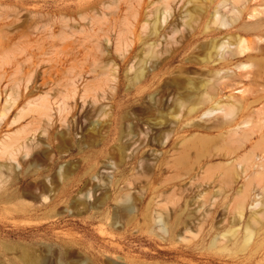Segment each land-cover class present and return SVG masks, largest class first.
Listing matches in <instances>:
<instances>
[{
	"label": "rangeland",
	"instance_id": "374dc122",
	"mask_svg": "<svg viewBox=\"0 0 264 264\" xmlns=\"http://www.w3.org/2000/svg\"><path fill=\"white\" fill-rule=\"evenodd\" d=\"M181 1L166 8L163 0H0V264L262 263L248 253L264 252V196L256 191L264 184L246 183L248 176L235 183L223 168L264 149L258 134L237 150L225 128L230 118L263 122L264 53L237 72L255 84L242 77L225 90L213 74L227 68L200 62L209 38L167 64L224 0ZM193 2L205 9L199 22ZM242 4L226 0L220 17L240 11L245 28L264 20V0ZM164 14L172 16L167 23ZM155 17L164 30L129 55L132 32L148 33ZM251 32L231 35L259 38L255 46L264 49V22ZM148 45L152 57L142 51ZM141 70L142 82L130 86ZM186 71L192 102L179 110L170 87ZM241 98L257 101L227 118L225 108L214 109ZM188 124L194 129L173 135ZM246 228L252 234L242 251Z\"/></svg>",
	"mask_w": 264,
	"mask_h": 264
},
{
	"label": "bare ground",
	"instance_id": "6f19581e",
	"mask_svg": "<svg viewBox=\"0 0 264 264\" xmlns=\"http://www.w3.org/2000/svg\"><path fill=\"white\" fill-rule=\"evenodd\" d=\"M164 1V6L167 8L168 7V0H163ZM180 2H182L181 0H179ZM226 0L222 1L221 3L219 2L214 9L212 10V12L210 13V16L208 18V20L206 22H204L203 24H201L199 26H197V28H193L191 30V32L193 33L186 41V44L184 46H182L179 50H176L174 53V56L170 57L167 60V64L174 62L175 59L178 57V54L182 51H187L188 48L191 46V44L199 42L201 39L203 38H209L211 39V42L208 43L207 45H200L199 49L201 50L202 53H204L205 55V59L201 60V63L206 62V64H211L212 67L214 68H227V72H225L224 75H220L218 73H214L213 76L215 78L216 83H218V85L221 86L222 90L228 89V88H237L241 85V83L243 82V78L244 79H248L250 84H255L256 80L254 77L248 78L246 76L243 75H238L237 72L240 70H245L248 67H251L252 65V61L257 58L258 55L263 54L264 53V49H259L255 46L254 42H258L259 40L257 39V41H248L245 37H242L240 35H231L232 33L236 32L237 30H239V32L243 33V34H250L252 33V30H259V28L262 26V23L264 22V20H251V23H249V25H247L249 28H245V27H239V18L241 15L240 11H235L232 10L230 11L229 15H230V19L227 21L224 18L220 17V13H219V7L222 5L224 6ZM244 5L245 0H242ZM184 3V2H183ZM192 6H194L195 8H197L195 10V14H196V21H200L203 18V11H205V9L203 7H201L200 5H198L196 2L192 3ZM155 16L157 14V10L154 11ZM167 13V11H166ZM165 13V14H166ZM163 16L162 21H165L166 23L168 22V18L167 16ZM169 16H171V14H169ZM168 16V17H169ZM174 16V13H173ZM251 18L255 17V14H251L250 15ZM172 19V16L170 18V20ZM159 20L156 19L155 17V21L152 24V27L150 29V31L148 33H143V36H137L134 32H132V36L129 39L130 42V46H131V52L129 53L132 54L135 50V47L137 46L138 42L140 44H144L147 41H149L150 39H155L158 37V35L164 30V28L162 27L161 23ZM166 27V25H165ZM239 27V28H238ZM142 29L145 30L146 27L143 25ZM227 31L226 32V36L224 37L222 40H215L214 37L216 35H219L221 33V31ZM233 30V31H232ZM195 32V33H194ZM151 45H148L146 47V49H143L142 51L146 52V55L151 56V50H150ZM189 53H192V51H190ZM241 58H246V63L243 61H240ZM204 61V62H203ZM209 61V62H208ZM240 61V62H239ZM186 64H188L189 66L187 67V69L189 68H194V62L191 61H187ZM231 66H234L233 68H230ZM230 68V69H228ZM188 73H190V71H186L185 75H181L179 76L178 80L179 82H175V84L173 86L170 87V90L174 93L177 94L176 98L173 100V106L182 110L185 107H188V105L191 104L192 102V96L190 95V89H193V87L191 86H185L187 83V85H191L188 84L189 82V78H188ZM143 76H144V70H141V72L139 74H135L134 77L132 79H130L131 84L130 86H135L136 82L139 81V83L142 82L143 80ZM137 80V81H136ZM141 92H144V90H141ZM229 99H234L233 96H229ZM257 100H254L252 98H241L238 100H235L234 102H232L229 105H224L222 107H217L219 105L216 104L214 109H220V108H225L227 111L225 113V117H229V115L232 113V111L234 110H244V109H248L250 107V105L254 102H256ZM44 106V105H43ZM46 106V105H45ZM47 108V107H46ZM165 107L162 106L161 109H164ZM10 109V108H9ZM41 109V107H40ZM42 109H44V107H42ZM22 110V109H21ZM40 111V110H39ZM188 114L194 112V108L189 107L187 109ZM23 113V112H22ZM146 113H148L146 111ZM44 114V113H42ZM42 116V115H41ZM22 117V116H21ZM16 118V117H15ZM172 123L179 125L180 121L176 120L175 118L172 119ZM18 121V118L17 120ZM15 121V122H16ZM174 124V125H175ZM225 128H227L228 132H231V135L236 137V140L240 143V146L237 148V150H239L240 148H243V146L245 145L246 142H249L252 138H254L255 136H257L258 134L261 135V140L260 141H264V120L260 125H256V123L252 120L249 119H242L239 121H235L233 119H228L225 122ZM172 129V127H171ZM192 129H194L192 126L190 127L188 124V127H184L182 130H173L172 133L173 135L178 134V132L184 133V132H189ZM239 130H241V134L239 133ZM171 133V132H170ZM17 134V133H16ZM15 135V134H14ZM13 135V136H14ZM166 135H169L166 134ZM17 137V136H16ZM167 138L169 136H166ZM24 138V137H23ZM6 139V138H5ZM12 139V138H11ZM17 139V138H16ZM23 140V139H22ZM8 141V140H7ZM174 140L170 139L167 146L170 145L171 143H173ZM12 143V142H10ZM10 143L8 141V149L10 146ZM19 143V142H18ZM7 145V144H6ZM5 146V145H4ZM27 146V145H26ZM1 147V146H0ZM7 146L3 147L4 150L7 149ZM138 147V146H137ZM29 148V147H28ZM7 149V150H8ZM6 150V151H7ZM135 150V149H133ZM2 151V150H1ZM5 151V152H6ZM10 151V150H9ZM26 151V150H25ZM26 152H29V150L27 149ZM25 153V152H24ZM236 153V151L231 150L230 152H228L225 157L230 156V155H234ZM12 154V153H11ZM27 154V153H26ZM25 154V155H26ZM188 155V154H187ZM3 156V154L1 155ZM183 156V155H182ZM181 156V157H182ZM185 156V155H184ZM188 156H185V160ZM2 158V157H1ZM0 158V159H1ZM5 158V157H4ZM13 158V157H11ZM184 158V157H183ZM14 159V158H13ZM230 159V158H229ZM2 160V159H1ZM11 160V159H10ZM184 161V159H183ZM188 160L184 161L187 162ZM4 162V161H3ZM14 162V161H13ZM173 163V161H170V163ZM167 163V162H166ZM169 163V162H168ZM228 167H224L226 169L223 168L225 172V175H227V173L231 174L229 175L233 181L236 183L238 181V179H244L246 176H248L246 183L252 178V177H257L260 180V183L262 182V184H264V149L261 151V153L258 154H254L253 150H250L248 156H244L241 159H233L231 160L229 163H227ZM167 166V165H166ZM165 166V167H166ZM223 167V165H221ZM19 167V166H18ZM220 167V166H219ZM3 168V167H2ZM230 168V169H229ZM227 169H229V171L227 172ZM6 170V169H5ZM8 170V169H7ZM224 174V173H223ZM233 174V176H232ZM1 175V174H0ZM225 175H223L222 177H225ZM2 176V175H1ZM228 177V176H227ZM2 178V177H0ZM231 178H227V179H231ZM171 180V179H170ZM221 180V179H220ZM226 180V179H223ZM173 181V179H172ZM171 181V182H172ZM211 180H209L210 182ZM219 181V180H218ZM230 181V180H229ZM228 181V182H229ZM167 182H170L169 180ZM166 182V183H167ZM220 182V181H219ZM223 181L221 180V183ZM231 182V181H230ZM246 183L244 184V189L246 187ZM202 184V183H201ZM200 184V185H201ZM231 184V183H230ZM229 184V185H230ZM233 184V183H232ZM220 185V184H219ZM223 185V184H222ZM227 185V184H226ZM225 186V184H224ZM228 186V185H227ZM221 187V185H220ZM223 187V186H222ZM259 187V186H258ZM219 188V186H218ZM243 188V187H242ZM244 189H240L237 191L236 195H238V199H242V203L239 207V211L236 213H240L243 211V203L245 201V198L247 197L245 194ZM258 195L264 196V185L263 187L259 188L258 190ZM221 193V192H220ZM170 194V193H169ZM163 196V195H162ZM165 196V195H164ZM202 196V195H201ZM235 197V195H234ZM199 198V197H198ZM204 198V197H202ZM201 197L199 198V201L202 199ZM264 198V197H263ZM235 200V198L233 199ZM237 200V198H236ZM263 200V199H262ZM198 201V200H197ZM264 203V201H262ZM196 203V202H195ZM238 203V200L237 202ZM193 204V203H192ZM203 204V203H202ZM213 204V203H212ZM262 204V203H261ZM258 204L256 203L254 206H257ZM260 205V202H259ZM264 205V204H263ZM261 206V205H260ZM242 207V208H241ZM262 207V206H261ZM264 207V206H263ZM262 207V211L261 212V217L264 214V208ZM226 208V207H225ZM242 209V211L240 212V210ZM238 210V208H237ZM236 210V211H237ZM260 212V209H259ZM257 211V218H258V214H260ZM256 213V212H255ZM263 213V214H262ZM239 215V214H238ZM252 214L251 215V220H255L254 222L258 223L260 221V219H257L256 216ZM207 216V215H206ZM205 217V216H204ZM241 217V215H240ZM255 217V218H254ZM207 218V217H206ZM202 219V218H201ZM257 219V220H256ZM262 220V219H261ZM204 221V220H203ZM253 222V223H254ZM193 223V222H192ZM201 224V223H199ZM199 226L198 224H196V227ZM201 227V226H200ZM248 227V226H247ZM186 228V227H185ZM184 228V229H185ZM250 227H248L249 229ZM247 228L245 230V235L243 238V243L241 245V250L245 251L247 246H248V242L250 241L251 238V234L252 232L249 231ZM197 230V229H196ZM251 230V229H250ZM228 232V231H227ZM226 232V233H227ZM181 233V232H180ZM186 233V232H185ZM188 233V232H187ZM228 233H233V232H228ZM236 233V232H235ZM224 234V233H223ZM222 234V235H223ZM182 235V234H181ZM184 235V234H183ZM230 235V234H229ZM228 235V237H229ZM185 236H189V235H185ZM225 236V235H224ZM196 237V236H195ZM226 237V236H225ZM226 237V238H228ZM232 237V235L230 236ZM191 238V237H189ZM188 238V239H189ZM183 239H185V237H183ZM193 239V238H192ZM224 241V240H223ZM226 241V240H225ZM219 242V241H218ZM228 242V241H227ZM251 257L256 256V255H262V257H259V261H257L258 263L262 262L261 264H264V252L260 253L258 249H251L250 252L248 253Z\"/></svg>",
	"mask_w": 264,
	"mask_h": 264
}]
</instances>
